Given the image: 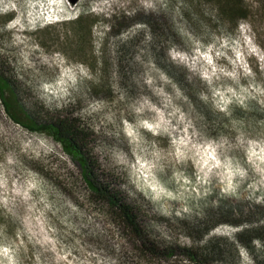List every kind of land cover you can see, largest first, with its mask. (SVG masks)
Returning a JSON list of instances; mask_svg holds the SVG:
<instances>
[{
  "label": "rangeland",
  "instance_id": "obj_1",
  "mask_svg": "<svg viewBox=\"0 0 264 264\" xmlns=\"http://www.w3.org/2000/svg\"><path fill=\"white\" fill-rule=\"evenodd\" d=\"M243 1L235 29L204 0H0V71L25 106L73 113L150 238L220 248L212 264H264L262 242L251 254L225 224L264 227V14ZM87 14L81 46L72 22ZM116 222L0 104V264H190L139 253Z\"/></svg>",
  "mask_w": 264,
  "mask_h": 264
},
{
  "label": "trees",
  "instance_id": "obj_2",
  "mask_svg": "<svg viewBox=\"0 0 264 264\" xmlns=\"http://www.w3.org/2000/svg\"><path fill=\"white\" fill-rule=\"evenodd\" d=\"M204 1L213 3L217 9L218 18L235 29L241 21L247 20L249 17L248 7L243 0ZM259 1L262 3V13L264 14V0ZM12 19H14V15L8 14L2 25ZM93 25L94 21L88 17V14L85 18L78 15L72 22V30L83 38L80 41L81 46L85 45L86 36L91 35ZM20 96L14 81L0 71V104L6 116L27 131L50 139L64 155L70 158L78 168L80 181L84 185L87 196L108 208L120 230L126 232L127 236L132 239L139 253L155 257L163 254L171 258L176 255L179 249L190 264H212V261L221 258L220 248L210 245L202 251L190 247L179 248L175 245L160 246L151 239L140 222L136 208L120 190L113 187L109 178L102 175L98 160L93 154V134L89 129L82 126L70 112L53 113L42 104H38L36 109L30 110L25 106ZM225 224L235 227L236 232L233 239L238 246L252 254L255 253L256 241H259L262 242L264 249V227L244 229L243 226H239L235 222L226 221ZM211 225L209 222L204 223L198 233L202 235L208 231ZM235 244L232 243L230 248L235 247Z\"/></svg>",
  "mask_w": 264,
  "mask_h": 264
}]
</instances>
